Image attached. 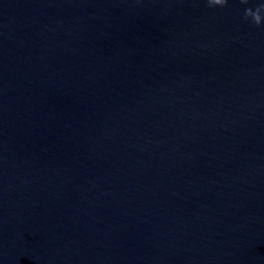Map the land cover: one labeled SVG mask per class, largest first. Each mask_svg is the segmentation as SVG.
<instances>
[{
  "label": "water",
  "instance_id": "water-1",
  "mask_svg": "<svg viewBox=\"0 0 264 264\" xmlns=\"http://www.w3.org/2000/svg\"><path fill=\"white\" fill-rule=\"evenodd\" d=\"M0 264H264V0H0Z\"/></svg>",
  "mask_w": 264,
  "mask_h": 264
}]
</instances>
